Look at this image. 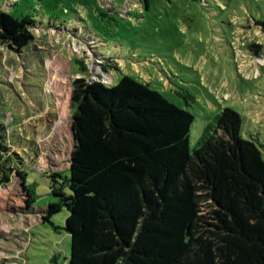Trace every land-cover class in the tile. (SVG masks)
Listing matches in <instances>:
<instances>
[{"label":"rangeland","instance_id":"1","mask_svg":"<svg viewBox=\"0 0 264 264\" xmlns=\"http://www.w3.org/2000/svg\"><path fill=\"white\" fill-rule=\"evenodd\" d=\"M148 2L0 0V10L36 21L26 47L0 42V133L8 148L0 162L14 168L0 186V264H69V211L50 221L43 212L58 201L52 173L70 175L75 78L112 85L128 74L149 83L195 115L192 147L231 106L264 158V32L256 24L264 0Z\"/></svg>","mask_w":264,"mask_h":264},{"label":"trees","instance_id":"2","mask_svg":"<svg viewBox=\"0 0 264 264\" xmlns=\"http://www.w3.org/2000/svg\"><path fill=\"white\" fill-rule=\"evenodd\" d=\"M35 26L0 10L3 44L26 47ZM73 82L70 175L52 173L58 201L42 211L50 221L68 209L69 264H264V158L238 111L223 108L192 147L195 115L149 83ZM0 168L9 184L14 168Z\"/></svg>","mask_w":264,"mask_h":264},{"label":"water","instance_id":"3","mask_svg":"<svg viewBox=\"0 0 264 264\" xmlns=\"http://www.w3.org/2000/svg\"><path fill=\"white\" fill-rule=\"evenodd\" d=\"M168 1H171V0H168Z\"/></svg>","mask_w":264,"mask_h":264}]
</instances>
